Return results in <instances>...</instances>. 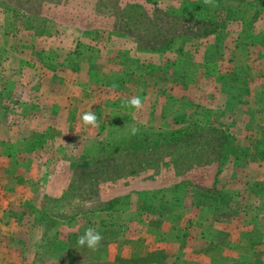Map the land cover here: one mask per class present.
I'll return each instance as SVG.
<instances>
[{
  "label": "rangeland",
  "instance_id": "obj_1",
  "mask_svg": "<svg viewBox=\"0 0 264 264\" xmlns=\"http://www.w3.org/2000/svg\"><path fill=\"white\" fill-rule=\"evenodd\" d=\"M126 7L131 8L125 11ZM12 10L18 12L16 17L11 13ZM203 20H213L217 25L215 32L205 37L201 36L205 29L200 23ZM1 21L10 24L13 31L20 30L21 36L32 46L42 48V53H46L43 57L47 60L51 53H54L52 49L60 51L58 55L61 60L66 50L70 53L75 49L71 46L76 43L79 56L82 55V59H88L90 62L92 60L93 63L94 61L96 63V53L89 49L98 44L107 46L102 53L110 62L119 49L127 58V62L137 58V53L143 55V53L169 51V54L177 55L180 53L178 51H181V54L189 55V52H192L197 56V50L204 48V44L210 41L214 42L217 33L219 49L209 48L206 51L204 48L201 52H205V60L218 58L217 66L223 71L217 80L221 93L213 94V86L209 82L200 85L196 78L195 84L190 87L188 98L180 101L177 111L175 110L177 113L174 114L172 111L171 116H168L169 119L165 121L167 125L157 129L172 130L173 126L181 124L197 112L201 117L209 119L214 127L221 129L227 139L223 142L219 166L215 165L205 176L190 174L189 177H185L184 179L195 184L196 188L187 187L189 195L185 197L183 207L173 211L167 210V214L162 217L149 215L141 210L144 208V198H146L145 202L147 200L152 202V206H147L146 209L152 208L153 204H156L158 210L167 209L164 208V203L154 200L156 198L148 194L164 191L175 185L172 182L178 183L181 180L168 179L164 176L154 181L130 178L119 180L113 185L104 183L106 185L100 191L98 186L100 177L97 171L104 167V158L93 148L87 149V152L70 166L71 174L66 186L72 178L76 182L75 176L86 177L88 174L98 181L96 196L78 203L72 199L68 200L66 194L59 195L56 198L59 202L57 204L50 202L47 207L48 212L44 216L41 215L46 224L45 244L34 251L23 246L21 251L23 257L18 260L14 258L15 253H12L10 259L0 253V264H53L54 261H57V264L264 263V225L263 228H254L250 223L257 210L264 214V202L258 203L255 197L253 201L250 200L251 192L253 188L257 189V186L251 185L243 173L247 165L243 160L248 150L242 151L243 147L236 144L239 138H243L257 148L260 142L258 137L255 139L254 136L262 133L261 136L264 137V129L259 132L256 128H252L254 122L264 124V0H213L212 4H205L204 0H0ZM41 26L46 28L48 34L37 37L34 35L36 28ZM148 27L156 31L163 30L165 32L163 36L168 37L170 43L155 52L139 50V38L143 30ZM48 36L50 39L45 40L44 37L48 38ZM17 40L19 42V38L15 42ZM43 42L45 46H41ZM237 42L241 43V47L242 45L246 47L248 58L246 59L244 55L245 63H240L238 56L240 65L232 67L229 58L233 56V47ZM126 47L127 49H123ZM187 54L185 55L188 56ZM77 58L75 57V62L79 61ZM174 58L175 56L172 55L171 60ZM100 63L97 62L98 65ZM172 67L174 71L179 67L185 68L183 73L185 80L187 79L189 83L195 81L192 77L191 60L177 63L175 61ZM198 70L199 74L204 71L202 60ZM213 70L210 67L206 76H212L215 72ZM196 73L198 74L197 71ZM210 82L212 83V80ZM210 86L211 91H209ZM205 87L206 90H203ZM254 88L256 90L253 91ZM251 91L255 92L254 100L247 101ZM244 96L246 101L243 99ZM252 102L256 103L255 106L248 108ZM241 108L246 112L247 109L252 111L250 114L237 112ZM165 109L168 110L167 106ZM125 124L137 125V123ZM240 126L244 129L239 130ZM247 126L250 128H246ZM100 136L101 139L105 138L103 135ZM252 155H255L254 151ZM96 160V163H90ZM86 161H89V165L86 163L87 166H84ZM62 172L64 176L65 171ZM170 190L171 188L166 191L168 197L171 196ZM141 193L146 194L142 197ZM86 202H88L87 206ZM203 204L207 207L201 206ZM130 206L133 209L129 212ZM194 208L202 211V218H214V222L217 220L222 222L226 219L241 221L231 223L233 224L231 233L219 231L212 223L203 225L202 232L199 233L202 243H195L189 238L190 235L180 229L176 234L178 240L181 239L182 246L178 252L170 255L163 250L155 251L157 247L151 242L145 245L144 239L143 242L132 240L142 239L144 238L142 236H148L150 232H157L161 228V223L167 220L182 228L185 224L181 217L184 209ZM127 210L129 213L123 219ZM71 215L76 217L71 218ZM51 217H59V219L69 217L70 221H75V226L70 228L71 233L67 238L66 257L63 256L62 251L64 242L61 244L58 238L59 220H52ZM130 217L133 219L127 222V218ZM126 222L133 224L130 226ZM165 223L162 224L164 228L168 227L164 226ZM89 227L96 229L101 235L115 230L117 233L115 237L103 239L98 250L92 251L87 247H80L76 237L83 235ZM173 235L175 233L168 236V239ZM71 238L74 243L72 248H70ZM170 240L172 239L168 241Z\"/></svg>",
  "mask_w": 264,
  "mask_h": 264
},
{
  "label": "crops",
  "instance_id": "obj_2",
  "mask_svg": "<svg viewBox=\"0 0 264 264\" xmlns=\"http://www.w3.org/2000/svg\"><path fill=\"white\" fill-rule=\"evenodd\" d=\"M21 33L16 29L13 31L10 24L0 22V253L7 259L15 253L16 260L22 259L23 246L34 251L45 244L46 224L41 215L48 212L50 202L57 204L59 199L56 198L65 194L66 183L71 174L70 166L87 152L89 142L96 134L103 135L104 131L121 123H137V126L152 128L166 126L165 121L169 119L171 112L177 113L175 110L177 111L180 101L188 98L190 87L195 84L196 78L200 85L209 82L216 95L221 93L217 80L223 73L222 68L217 66L218 58L205 60V52H201L204 48L206 51L209 48L219 49L217 33L214 42L210 41L204 44V48L197 50V56L192 52L189 55L185 53L188 55L186 56L181 51L177 55L169 54V51L143 55L137 53V58L127 62L119 49L110 62L102 53L107 46L98 44L89 49L96 53V63L82 59V55L79 56L77 52L79 48H76V43L71 46L75 49L70 53L66 50L61 60L58 55L60 51L55 49L51 50L54 53L47 60L43 57L46 53H42V48L26 42ZM17 38L19 42H15ZM44 39H50V36ZM44 44L43 42L41 46ZM245 48L243 45L241 47L240 42L233 47L235 53L229 58L232 67L240 65L239 61L245 63ZM172 55L175 56L174 60H171ZM75 57H78V62L74 61ZM190 60L195 81L189 83L183 76L185 68L179 67L174 71L172 64L175 61ZM201 60L204 71L199 74ZM97 62H101L100 65ZM210 67L215 72H211L212 76H206ZM132 96L142 99L143 109L124 106V102ZM254 97L255 92L251 91L247 101L254 100ZM245 98L246 96L243 97L244 101ZM255 104L252 102L248 108H253ZM166 106L168 110L165 109ZM87 111H93L97 116V127L83 125L81 116ZM251 111L247 109L246 112L243 108L237 110L247 114ZM181 126L175 125L173 129ZM246 128L249 129L250 126ZM252 128L260 132L264 129V124L254 122ZM240 129L244 128L240 126ZM261 135L262 133L254 136L260 142L257 148L243 138H239L236 143L243 147L242 151L248 150L243 160L247 164L243 173L251 185L257 186V189L253 188L250 200L253 201L255 197L258 203L264 202V145H261L264 137ZM252 151L255 155H252ZM62 171H65L64 176ZM255 190L257 193L254 194ZM132 209L130 206L129 212ZM128 210L126 214L124 212L123 219L127 217ZM201 212L195 208L184 209L181 217L185 224L182 228L167 220L161 223L157 232L132 240H146L145 245L151 242L157 247L155 251L163 250L170 255L178 252L182 246L181 239L177 238L180 229L190 235L189 238L195 243H202L199 233L202 232L203 225L212 223L219 231L231 233V223L241 221L226 219L214 222V218H202ZM255 213L257 214H253L250 223L254 228H263L264 214L258 210ZM51 219L59 220L58 238L61 244L64 242L62 251L66 257L67 238L75 221H70L69 217ZM131 219L133 218H127V222H131ZM163 223L168 227L164 228ZM219 225L223 227L220 228ZM171 233L175 235L169 237L172 240L168 241ZM52 263L57 264V261Z\"/></svg>",
  "mask_w": 264,
  "mask_h": 264
},
{
  "label": "trees",
  "instance_id": "obj_3",
  "mask_svg": "<svg viewBox=\"0 0 264 264\" xmlns=\"http://www.w3.org/2000/svg\"><path fill=\"white\" fill-rule=\"evenodd\" d=\"M130 8L126 7L125 11ZM11 13L14 17L18 15L16 10H12ZM200 23L205 26L202 37L215 32L217 28L213 20H203ZM25 29L31 31L29 28ZM36 29L34 35L37 37L48 34L44 26ZM135 30L139 31L138 28ZM143 31L138 44V49L143 52H155L170 43L169 38L163 36L165 34L163 30L157 29L156 31L148 27ZM222 89L224 88L222 87ZM198 114L197 112L192 114L193 119H191L192 117L185 119L181 122V127L172 130L162 131L157 128L136 125L139 132L137 135L131 136L128 131V126L131 124L121 123L104 131L103 137L105 138L101 139V134L98 133L89 143L90 149L96 150L105 162L104 167L97 171L98 177H100L99 190L102 191V187L106 184L113 185L119 180L130 178L154 181L164 176L168 179H178L181 181L172 182L175 185L170 187L169 195L171 196L168 197L166 193L170 188L148 194V196L152 195V198H156L154 200L164 203V208L167 209L158 210L156 204H153L152 208L146 209L147 206H152V202H148V200L145 202L146 198H144V208L141 210L149 215L162 217L167 214V210L173 211L182 208L185 197L189 195L186 188H196L195 184H191L184 178L189 177L190 174L205 176L209 171H212L215 165L219 166L223 142L227 139L221 129L214 127L209 119ZM96 162L97 160L90 163ZM86 163L89 165V161H86L84 166H87ZM75 179L76 182L72 178L66 187L65 194L68 200L72 199L74 202L83 203L96 196L95 190L98 189L96 186L98 181L95 177H89L87 174L86 177L75 176ZM90 180L94 182L90 183ZM145 194L141 193L142 197ZM201 206L207 207L206 204ZM76 216L71 215V218ZM116 231L102 233L103 239L115 237ZM76 237L78 238V236ZM73 244L71 238L70 248Z\"/></svg>",
  "mask_w": 264,
  "mask_h": 264
},
{
  "label": "clouds",
  "instance_id": "obj_4",
  "mask_svg": "<svg viewBox=\"0 0 264 264\" xmlns=\"http://www.w3.org/2000/svg\"><path fill=\"white\" fill-rule=\"evenodd\" d=\"M204 3L212 4L213 0H204ZM113 87H115V85H113ZM124 106L130 109L141 110L143 109L144 104L139 96H132L130 99H127L124 102ZM81 121L84 126H92V127L98 126V119L93 111L85 112L81 116ZM128 131L131 136H135L139 132V128L135 124H132L128 126ZM87 203L88 202H86V206ZM102 240H103V236L101 235V233L96 229L89 227L88 229L85 230L83 235L78 237L77 244L80 247H87L92 251H96L101 246Z\"/></svg>",
  "mask_w": 264,
  "mask_h": 264
}]
</instances>
